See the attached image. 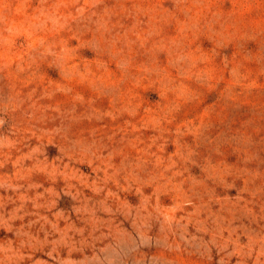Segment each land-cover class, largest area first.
Masks as SVG:
<instances>
[{
	"label": "rangeland",
	"instance_id": "obj_1",
	"mask_svg": "<svg viewBox=\"0 0 264 264\" xmlns=\"http://www.w3.org/2000/svg\"><path fill=\"white\" fill-rule=\"evenodd\" d=\"M0 264H264V0H0Z\"/></svg>",
	"mask_w": 264,
	"mask_h": 264
}]
</instances>
